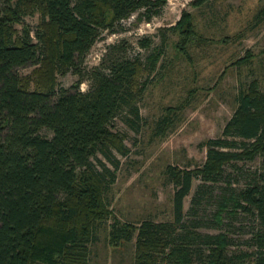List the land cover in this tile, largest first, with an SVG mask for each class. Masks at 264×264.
Instances as JSON below:
<instances>
[{
    "label": "trees",
    "instance_id": "trees-1",
    "mask_svg": "<svg viewBox=\"0 0 264 264\" xmlns=\"http://www.w3.org/2000/svg\"><path fill=\"white\" fill-rule=\"evenodd\" d=\"M165 3L0 0V264H36L38 260L86 264L87 244L107 216L103 201L110 182L107 177L114 176L98 155L117 165L113 148L126 153L121 136L111 125L117 117L129 126L137 124L141 118L137 94L141 89L135 83L138 60L123 55L118 44L109 45L97 65L85 69L83 64L103 31H110L138 11L150 19ZM35 10L42 22L35 31L37 41L27 26L21 30L15 27ZM190 17L183 11L168 30L192 33ZM149 43L147 38L140 41L143 47ZM155 60V56L150 59L151 68ZM33 65L42 68L35 88L19 73L20 68ZM67 72L80 76L72 88L59 86L56 80L57 74ZM84 77L89 87L82 91L79 84ZM236 101L222 136L204 141L206 159L200 168L166 167L174 184V220L146 218L138 227L118 222L112 225L110 234L115 243L121 237L130 240L137 231L135 264H152L149 251L158 246L163 251L169 244L168 264H189L195 242L209 247L205 264H238L237 256L226 253L229 241L224 233L191 231L183 219V200L195 175L216 180L231 159L257 154L264 161V91L253 80L238 90ZM165 120L159 121V131ZM208 192L206 185L197 186L189 212ZM238 208L259 220L254 264H264V173L254 175L253 181L239 191L222 186L214 220L220 224L227 210L235 217Z\"/></svg>",
    "mask_w": 264,
    "mask_h": 264
},
{
    "label": "rangeland",
    "instance_id": "rangeland-1",
    "mask_svg": "<svg viewBox=\"0 0 264 264\" xmlns=\"http://www.w3.org/2000/svg\"><path fill=\"white\" fill-rule=\"evenodd\" d=\"M195 1L166 0L160 12L150 19L135 12L110 31H103L85 58L83 67L87 69L100 62L109 45L118 44L123 55L138 60L135 83L141 89L137 94L141 115L137 124L129 126L117 117L111 125L121 136L126 153L113 148L117 165L98 155L114 176L107 177L110 182L103 197L107 216L99 222L95 238L87 244L86 264H135L137 231L130 240L121 237L115 243L110 234L112 225L118 222L138 227L146 218L172 222L174 184L166 167L200 168L206 159L204 141L222 136L224 125L237 106L238 90L255 80L264 91V0H208L198 6L193 4ZM183 11L190 14L194 26L187 35L168 30L180 20ZM24 25L37 41L35 31L42 27L39 11L28 12L15 27L21 30ZM183 28L186 29L185 24ZM146 38L150 43L143 47L140 41ZM153 56L156 62L151 68ZM19 73L35 88L42 68L27 66L20 68ZM78 79L80 76L72 72L56 75L58 85L63 87L72 88ZM88 87L84 77L79 89L85 91ZM163 117L166 120L159 131L158 123ZM261 173L264 161L257 154L252 158L231 159L216 180L195 175L183 200V219L188 228L202 233H224L229 241L226 253L237 256L238 264L255 263L258 248L254 237L261 225L257 217L240 208L235 217L231 210L224 211L218 224L214 214L219 193L225 185L239 191ZM199 184L206 185L209 192L189 212ZM197 243L191 245L193 255L189 264H205L209 247ZM171 247L169 244L163 251L160 246L151 249L152 264H168L166 255Z\"/></svg>",
    "mask_w": 264,
    "mask_h": 264
}]
</instances>
